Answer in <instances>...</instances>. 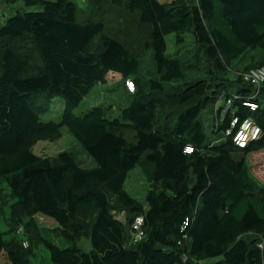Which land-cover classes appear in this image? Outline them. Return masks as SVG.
Wrapping results in <instances>:
<instances>
[{
    "label": "trees",
    "instance_id": "trees-1",
    "mask_svg": "<svg viewBox=\"0 0 264 264\" xmlns=\"http://www.w3.org/2000/svg\"><path fill=\"white\" fill-rule=\"evenodd\" d=\"M89 1L93 14L78 0H0L37 8L0 25V194L6 186L14 199L0 257L30 264L42 245L50 264H264V183L247 161L264 163V83L258 89L242 76L264 65V0ZM106 5L149 27L141 53L110 32ZM170 34L180 49L193 46L184 57L168 54ZM149 51L153 77L142 70ZM251 53L261 56L231 78ZM193 67L204 75L190 76ZM111 71L137 85L127 88L129 106L113 119L104 106L77 114ZM56 99L65 102L61 120H44ZM250 121L257 135L242 143ZM64 127L95 168L70 151L57 163L33 152L39 141L62 138ZM136 166L150 182L143 202L125 188ZM38 214L56 227L40 228ZM137 216L146 236L133 243ZM83 238L90 252L79 248Z\"/></svg>",
    "mask_w": 264,
    "mask_h": 264
},
{
    "label": "rangeland",
    "instance_id": "rangeland-1",
    "mask_svg": "<svg viewBox=\"0 0 264 264\" xmlns=\"http://www.w3.org/2000/svg\"><path fill=\"white\" fill-rule=\"evenodd\" d=\"M162 2H171L172 0H160ZM79 4L83 6L84 13L92 12L94 13L95 9L92 3L89 0H78ZM25 8L27 11L36 10L37 8H27L25 5L20 2L18 4H5L0 3V25H3L6 19L14 15L17 10ZM107 14L106 22L110 28V32L116 34H121L126 37V43L137 53H141L144 49L143 43L144 40L149 38L150 29L148 26L141 24L138 15H132L124 9L113 8L110 5H106ZM190 38V35H188ZM190 40V39H188ZM168 43V54L174 55L178 51H182L180 46L176 44L175 34H170L167 36ZM186 45H189L187 43ZM193 46L184 47L182 51L183 57L187 49L192 48ZM261 54L251 53L247 55V58L236 66L234 71L230 74L231 78H236L237 74L243 71L245 65L252 62L253 58L259 59ZM189 64H193L194 61L188 58ZM195 64V63H194ZM153 53L149 51L142 59V70L149 73L150 77L154 76L153 73ZM190 76H197L200 74L204 75V71L193 67L192 69H186ZM137 88V85H136ZM132 99V94L128 91L126 87L125 80L116 72H109L107 75V82L105 84H98L94 87L91 93L82 101L80 107L76 110L77 114L84 113L90 110L95 106H104L107 109V116L111 119L120 116L122 109L129 106ZM65 107V102L62 99H56L51 109L42 116L44 120H53L59 122ZM126 136L131 140L133 139V133L127 132ZM250 140V139H249ZM63 151L72 152L79 164L84 168H95L97 166L96 161L89 155V153L82 147L78 139L70 133L67 128H63L62 138L50 141L42 140L39 141L34 147L33 152L39 156L50 158L54 163H57L58 154ZM264 159V154L262 156ZM259 158V157H258ZM254 155H249L247 157L248 164L251 167V172L262 182L264 183V163L254 165V162L259 160ZM150 182L147 177L144 175L140 166H136L128 175V178L125 183V188L127 192L134 197L135 199L143 202L146 196V193L149 189ZM14 199L11 196L10 190L8 187L4 186L0 194V230L6 232L9 230L8 221L10 216V207ZM36 220L40 228H54L56 223L53 219L38 214ZM52 240H54L61 247H67L69 244L59 236L48 235ZM6 238H9L5 234ZM20 238V237H19ZM21 239V238H20ZM22 240V239H21ZM79 248L85 252H90L92 249V244L90 240L83 238L79 242ZM221 260V258H212L199 264H209ZM51 258L49 251L42 245L35 247L34 255L30 259V264H50ZM0 264H8V259L6 252H3L0 257Z\"/></svg>",
    "mask_w": 264,
    "mask_h": 264
},
{
    "label": "built area",
    "instance_id": "built-area-1",
    "mask_svg": "<svg viewBox=\"0 0 264 264\" xmlns=\"http://www.w3.org/2000/svg\"><path fill=\"white\" fill-rule=\"evenodd\" d=\"M243 78L252 84H254L258 89L261 86V84L264 83V65L259 67H253L245 72L242 73ZM126 86L129 89V91L134 92L136 89V85L132 80L126 81ZM230 104V101L227 103ZM257 135V126L253 122H248L244 128L241 131L239 140L242 143H246L249 141L250 138ZM120 219L123 218L122 214L117 215ZM144 217L143 216H137L133 223H132V234H133V243H138L142 241L145 236V230H144ZM18 233L23 234L24 233V227L21 226L18 229ZM23 245L25 247L29 246V243L27 240H24Z\"/></svg>",
    "mask_w": 264,
    "mask_h": 264
},
{
    "label": "crops",
    "instance_id": "crops-1",
    "mask_svg": "<svg viewBox=\"0 0 264 264\" xmlns=\"http://www.w3.org/2000/svg\"><path fill=\"white\" fill-rule=\"evenodd\" d=\"M55 222V221H54Z\"/></svg>",
    "mask_w": 264,
    "mask_h": 264
}]
</instances>
